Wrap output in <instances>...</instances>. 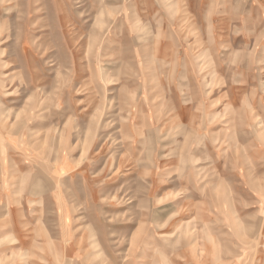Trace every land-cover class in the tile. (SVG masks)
Segmentation results:
<instances>
[{"label": "rangeland", "instance_id": "374dc122", "mask_svg": "<svg viewBox=\"0 0 264 264\" xmlns=\"http://www.w3.org/2000/svg\"><path fill=\"white\" fill-rule=\"evenodd\" d=\"M254 8L0 0V264H264Z\"/></svg>", "mask_w": 264, "mask_h": 264}, {"label": "crops", "instance_id": "0c3cea01", "mask_svg": "<svg viewBox=\"0 0 264 264\" xmlns=\"http://www.w3.org/2000/svg\"><path fill=\"white\" fill-rule=\"evenodd\" d=\"M259 5L264 7V0H175V7L193 12H233L253 11Z\"/></svg>", "mask_w": 264, "mask_h": 264}, {"label": "bare ground", "instance_id": "6f19581e", "mask_svg": "<svg viewBox=\"0 0 264 264\" xmlns=\"http://www.w3.org/2000/svg\"><path fill=\"white\" fill-rule=\"evenodd\" d=\"M1 53H3V51H1ZM31 66V65H30ZM38 66V65H37ZM2 78H8V74H4V76ZM3 81V80H2ZM12 95V94H11Z\"/></svg>", "mask_w": 264, "mask_h": 264}]
</instances>
